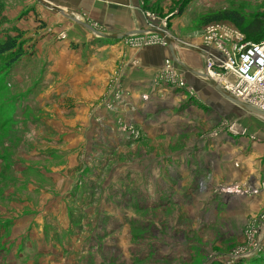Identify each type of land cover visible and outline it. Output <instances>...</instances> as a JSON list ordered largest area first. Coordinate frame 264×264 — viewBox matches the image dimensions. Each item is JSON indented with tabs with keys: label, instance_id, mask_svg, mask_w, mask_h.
I'll return each mask as SVG.
<instances>
[{
	"label": "crops",
	"instance_id": "1",
	"mask_svg": "<svg viewBox=\"0 0 264 264\" xmlns=\"http://www.w3.org/2000/svg\"><path fill=\"white\" fill-rule=\"evenodd\" d=\"M143 1L53 4L122 35L147 29L152 17ZM123 40H86L97 49L87 56L66 43L53 45L62 51L51 60L58 81L50 91L67 118L52 126L67 155L65 168L53 175L57 192L29 219L53 229L47 234L52 244L39 256L48 264H223L227 253L211 248L216 235L244 241L249 228L264 235V191L245 197L221 192L263 186L264 118L228 102L200 77L204 61L191 47H199L200 38L173 49L139 50ZM168 58H176L186 89L161 79ZM125 126L139 138L125 141ZM76 170L83 184L73 191L63 181Z\"/></svg>",
	"mask_w": 264,
	"mask_h": 264
},
{
	"label": "rangeland",
	"instance_id": "2",
	"mask_svg": "<svg viewBox=\"0 0 264 264\" xmlns=\"http://www.w3.org/2000/svg\"><path fill=\"white\" fill-rule=\"evenodd\" d=\"M46 1L61 7L67 3V0ZM224 9L235 10L252 18L255 14L264 12V0L143 1V10L152 17V20H148L146 28L165 31L179 46L199 38L203 28L211 24L206 23L207 16ZM66 10L93 29L111 34L105 28L96 26L94 22H87L78 10ZM0 13L3 18L0 22V38L6 34L12 37L20 36L24 50V56L15 65L0 63V264H34L39 260L48 264L47 257L39 255L46 253L47 247L52 244L47 240V234L53 232V229L44 224H32L29 219L38 215L37 207L46 201L47 195H51L49 193L57 192L58 186L53 182L54 172L66 166L67 153L62 151L65 147L62 135L52 126L67 118L66 114L60 113L64 107L59 103L58 95L50 91L58 81V75L51 71V60L61 50V47L53 49V45L66 43L76 47L78 54L87 56L97 52V49L93 45L85 46L86 40H106L40 6L34 0H0ZM245 22L249 23L250 19ZM214 23L233 26L228 21ZM69 30L75 31L77 37L71 38ZM263 40L264 38L254 40L247 37V41L251 43ZM87 51L89 52L86 54ZM248 119L261 122L253 115L248 116ZM138 138L139 132L135 139L123 136L125 141ZM77 163L80 164L79 159ZM75 173L70 179H66V182L63 181L65 188L68 189V182L73 191L75 187L82 189L83 184L80 173H77V170ZM102 178H98L100 184L103 183ZM75 194L78 195L77 191ZM26 221L28 223H25ZM67 231L69 232V228ZM247 232L252 231L249 228ZM35 233L42 234L44 238H32ZM260 235L264 238L261 231ZM218 239L216 235L212 241L216 243L211 246L214 253L229 254L235 248L246 245L245 241L237 239ZM192 240L197 241L196 238ZM258 258H261L264 264V251ZM39 264H43V261Z\"/></svg>",
	"mask_w": 264,
	"mask_h": 264
},
{
	"label": "built area",
	"instance_id": "3",
	"mask_svg": "<svg viewBox=\"0 0 264 264\" xmlns=\"http://www.w3.org/2000/svg\"><path fill=\"white\" fill-rule=\"evenodd\" d=\"M199 38L200 46L191 47L203 58L204 73L234 100L264 115V40L258 43L248 42L234 26L224 23L207 25ZM126 45L139 50L153 45L166 46V43L152 29H147L129 35ZM174 60L177 61L176 58L164 60L160 70L161 79L171 88L186 89L181 69ZM121 131L127 139L138 137V132L131 126H125ZM261 191H264V184L260 188L246 184L221 190L222 194L241 197L254 196ZM250 230L252 232L245 231L246 245L227 254L223 264L249 261L264 251V238L260 231Z\"/></svg>",
	"mask_w": 264,
	"mask_h": 264
},
{
	"label": "trees",
	"instance_id": "4",
	"mask_svg": "<svg viewBox=\"0 0 264 264\" xmlns=\"http://www.w3.org/2000/svg\"><path fill=\"white\" fill-rule=\"evenodd\" d=\"M0 13V22L2 21ZM250 19V22H245ZM219 21H228L239 30L245 37L258 40L264 38V12L255 14L252 18H248L242 13L231 9H224L216 13L209 14L206 23H214ZM24 56V50L20 42V36L12 37L8 34L0 38V63L3 65L13 66ZM239 264H263L261 258H253L249 261L240 262Z\"/></svg>",
	"mask_w": 264,
	"mask_h": 264
},
{
	"label": "water",
	"instance_id": "5",
	"mask_svg": "<svg viewBox=\"0 0 264 264\" xmlns=\"http://www.w3.org/2000/svg\"><path fill=\"white\" fill-rule=\"evenodd\" d=\"M36 3H38L39 5H41L42 7L50 10V11H53L57 14H59L60 16L74 22L75 24L79 25V26H82L84 28H86L87 30H89L92 34H94L96 37L98 38H101V39H104V40H109V41H115V40H121V39H125L126 37H128L129 35H131L132 33H128V34H122V35H111V34H103L95 29H93L89 24H87L86 22L78 19L77 17H75L72 13H70L69 11L61 8V7H58L56 5H54L53 3L49 2V1H46V0H34ZM152 32L154 34H157L159 36H161L166 45L173 49L174 45L177 44V42L170 38L167 33L163 30H152ZM183 45V44H182ZM185 46V45H183ZM182 67L185 68L186 71L190 72V69L187 68L186 66H184L182 64ZM200 77H202V79H205L211 86H213L215 88V90L217 91V93L222 97L224 98L225 100H227L228 102L232 103L233 105L237 106L239 109L245 111V112H248L250 114H255V115H258L262 118H264V115L261 114V113H258L256 112L254 109H252L251 107L249 106H246L242 103H239L237 102L236 100H234L231 96H229L226 92H224L222 90V88L216 84L215 82H213L205 73L204 74H201Z\"/></svg>",
	"mask_w": 264,
	"mask_h": 264
}]
</instances>
